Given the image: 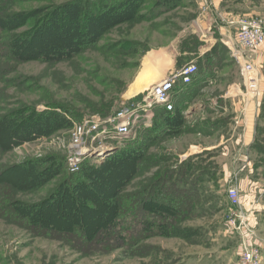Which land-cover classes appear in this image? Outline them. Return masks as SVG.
I'll list each match as a JSON object with an SVG mask.
<instances>
[{
	"label": "rangeland",
	"instance_id": "1",
	"mask_svg": "<svg viewBox=\"0 0 264 264\" xmlns=\"http://www.w3.org/2000/svg\"><path fill=\"white\" fill-rule=\"evenodd\" d=\"M209 1L221 30L264 17V0ZM206 12L204 0H0V264H264V163L255 171L253 142H224L244 77L220 37L202 38ZM151 51L171 68L210 60L187 114L71 174L75 124L116 115ZM256 60L263 92L264 46ZM235 180L252 260L224 202Z\"/></svg>",
	"mask_w": 264,
	"mask_h": 264
},
{
	"label": "built area",
	"instance_id": "2",
	"mask_svg": "<svg viewBox=\"0 0 264 264\" xmlns=\"http://www.w3.org/2000/svg\"><path fill=\"white\" fill-rule=\"evenodd\" d=\"M204 3L207 19L201 20L203 24L198 23L202 38L207 39L210 35L209 39L214 40V36L220 37L219 41L227 47L244 77L245 89L241 90L238 87L236 91L241 92L230 93L228 97L242 98L243 108L234 123L236 127L243 126L245 132L248 125L246 113L253 112L255 127L259 116L263 67L256 60V55L264 46V17L244 16L233 20L223 19L225 30H221L215 14L211 13V2L204 0ZM216 29L219 31L217 32ZM198 71L197 60L173 67L166 80L153 86L151 91L138 98L124 100L116 115L105 119L86 117L75 124L68 144L69 170L78 172L86 158L95 154L103 156L102 154L109 153L112 149L118 150L121 142H130L138 136V133L151 130L158 110L174 111L177 92L192 86L198 80L196 77ZM227 196L230 201L228 218L240 231L244 255L248 260H252L256 237L254 231L246 227L248 215L247 212L241 211L239 187L231 185L227 190Z\"/></svg>",
	"mask_w": 264,
	"mask_h": 264
},
{
	"label": "trees",
	"instance_id": "3",
	"mask_svg": "<svg viewBox=\"0 0 264 264\" xmlns=\"http://www.w3.org/2000/svg\"><path fill=\"white\" fill-rule=\"evenodd\" d=\"M225 48H227V47H225ZM227 51H228V49H227ZM228 53H229V51H228ZM197 63H198L199 71H198V74L196 77L198 80L195 81V83L192 86H189L188 88H186V89L184 88L182 91L177 92L174 111L167 112L163 109L158 110L157 117L154 121L153 128L146 132V134L148 136L151 134H155L157 132L159 133V131L161 130V127H163V126L165 127V125H167L166 120H168L171 123L172 122L179 123L183 120V118L185 116L184 113L188 107L187 102H189L190 98L193 96V92L197 88L196 86L198 84H200V82L209 73V71H207L206 68H207V65L208 66L210 65V60H206L204 62L206 67L204 64H202L201 61H198ZM123 104H124V101H121L119 107H121ZM49 113L50 114H53V113L60 114L56 110L50 111ZM258 119H259V121H258V124L256 126V138H255V141L253 142V144L251 145V150L254 153V155L255 156L257 155L258 157L261 158L259 161V164L257 163L256 159H254V164H258V166H259V167H257L255 165V168H254L255 171L259 170L260 165L264 163V91L262 92V95H261ZM111 157H113V156H111ZM188 163H189V161L183 163L182 165H187ZM93 168L94 167H92V166L90 167L89 164H84V166L81 168V170L79 172L71 173V174H74V175H79V174L81 175L84 173L89 174L93 170ZM186 174H188V172H186ZM224 202H225L227 208H229L230 201L228 199L227 193L224 195Z\"/></svg>",
	"mask_w": 264,
	"mask_h": 264
},
{
	"label": "bare ground",
	"instance_id": "4",
	"mask_svg": "<svg viewBox=\"0 0 264 264\" xmlns=\"http://www.w3.org/2000/svg\"><path fill=\"white\" fill-rule=\"evenodd\" d=\"M173 64L174 61L170 55L161 51L149 52L143 60L141 71L125 93L124 100L138 98L151 91L153 86L166 80Z\"/></svg>",
	"mask_w": 264,
	"mask_h": 264
},
{
	"label": "crops",
	"instance_id": "5",
	"mask_svg": "<svg viewBox=\"0 0 264 264\" xmlns=\"http://www.w3.org/2000/svg\"><path fill=\"white\" fill-rule=\"evenodd\" d=\"M198 59H197V62L200 61V58H198ZM237 97L240 99L239 103L243 105L242 98L240 96H237ZM234 98H236V97H233V99ZM241 110L242 109L240 107L239 110L236 111L235 115H237V116L234 118V120L241 114ZM246 116H247V120H248V125H247V128H246L245 132L242 129L243 126H240V127L232 126L228 136L224 137L226 139V141H224V142H254L255 141V138H256V127H255V124H254V115H253V113L251 114V111H248L246 113ZM248 151H249V153L251 155V153H252L251 147L248 148ZM248 157H250V156L248 155ZM249 161H250V158H249ZM250 163H252V161H250ZM244 167H246V166H244ZM244 169L245 168H242V170H240L239 174H242L241 172ZM249 171H251V170H249ZM236 175L234 174V177H235L234 179L238 178ZM250 179L252 181H249V183H251V185L253 184V186L255 187V189L251 188L252 192H254V190L258 189L259 185H258L257 181H253V177L252 178L250 177ZM231 180H233V179L231 178ZM231 182H233V181H231ZM254 182H256V183H254ZM235 183L238 184V181L235 180ZM238 187H239V190H240V185L239 184H238ZM251 202L252 201L250 200L249 204Z\"/></svg>",
	"mask_w": 264,
	"mask_h": 264
}]
</instances>
